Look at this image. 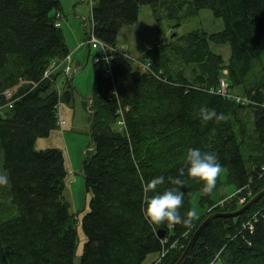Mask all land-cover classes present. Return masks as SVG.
Segmentation results:
<instances>
[{
    "label": "trees",
    "instance_id": "trees-1",
    "mask_svg": "<svg viewBox=\"0 0 264 264\" xmlns=\"http://www.w3.org/2000/svg\"><path fill=\"white\" fill-rule=\"evenodd\" d=\"M142 6H149L158 22L164 13L178 26L210 8L224 30L211 36L195 30L175 44L150 49L141 61L150 62L154 74L136 70L119 52L111 53L109 64L95 61L89 108L93 148L81 167L91 199L81 220L86 241L80 264H145L171 247L176 248L160 264H176L208 217L235 213L264 190V67L261 82L245 88L249 104L219 93L225 71L232 92L245 86L254 61L260 60L264 0H96L94 36L116 48L120 31L138 22ZM61 7L60 0H0V94L24 82L13 109L0 117L2 168L18 211L0 218V264H74L78 251V224L64 197V155L55 148L35 149L39 139L58 129L57 106L73 98L69 90L61 96L56 90L59 72L52 81L43 79L52 61L70 55L56 26ZM212 42L230 44L228 66L212 51ZM178 61L196 66L194 80L174 70ZM108 66L110 76L104 73ZM201 107L214 109L222 119L203 123ZM243 110H250L255 122L256 156L250 166L235 129L238 125L245 134L239 121ZM189 148L217 154L228 171L227 182L237 189L233 196L212 202L220 178L205 193L203 183L187 175ZM180 168L185 170L179 177L181 214L192 210L197 193L200 205H208L206 213L191 230L149 223L143 209L147 197L157 193L146 194L144 185L164 175L159 193L180 187L168 179L177 178ZM184 264H264V196L237 217L212 220Z\"/></svg>",
    "mask_w": 264,
    "mask_h": 264
},
{
    "label": "rangeland",
    "instance_id": "rangeland-1",
    "mask_svg": "<svg viewBox=\"0 0 264 264\" xmlns=\"http://www.w3.org/2000/svg\"><path fill=\"white\" fill-rule=\"evenodd\" d=\"M62 5L61 29L65 37L67 48L72 57L73 78H66L62 73L57 77L56 90L63 95L68 90L73 94L70 102L61 103V119L65 125L54 131L49 138L39 139L36 142L37 151L44 149H59L65 158L68 177L64 197L70 204V213L78 224L79 244L74 264H80L83 246L86 241L81 228V220L89 211L91 195L86 191L85 179L81 167L87 154L92 153L91 143V112L89 110L93 98V84L95 79V58L97 51L89 49L88 38L92 34V9L88 0H60ZM162 20L158 22L149 6H142L138 22L134 26L123 28L118 35L117 51L130 58L136 70L139 69L145 53L156 47H167L178 42V40L193 31H203L208 35H215L224 30L222 19L216 17L210 8L203 9L195 17L181 19L180 25L176 21H169L164 13ZM84 18L88 26L84 27ZM78 42V43H77ZM84 43V44H83ZM262 50L260 60H255L252 71L246 79L244 87L232 90L235 96L243 97L245 88L250 89L258 85L262 80L264 67V36L261 40ZM82 44V45H81ZM212 51L221 56L225 66L229 65L231 58V47L229 43H211ZM173 59V58H172ZM174 62V61H173ZM141 70V69H139ZM175 71H182L190 80L196 78V66L183 62H176ZM226 72V71H225ZM223 79L228 83V78L223 74ZM21 82L14 87V94L23 86ZM13 89V88H12ZM240 125H243L245 134L240 133V126L236 125L242 152L251 165V157L256 156L255 146V122L250 110L240 113ZM227 169H222L219 178L222 182L221 188L212 196V202H220L222 198H230L236 193V187L227 182ZM10 183L8 174L2 168V153L0 151V218H9L18 214L17 208L12 205V197L9 194ZM200 195L197 193L192 198V210H196L199 220L204 216L208 205H200ZM159 255H152L145 264H155Z\"/></svg>",
    "mask_w": 264,
    "mask_h": 264
},
{
    "label": "clouds",
    "instance_id": "clouds-1",
    "mask_svg": "<svg viewBox=\"0 0 264 264\" xmlns=\"http://www.w3.org/2000/svg\"><path fill=\"white\" fill-rule=\"evenodd\" d=\"M199 117L203 123L213 119H222L214 109L201 107ZM185 163L187 165V175L203 183V191L211 193L216 188L217 179L222 173V165L215 152L202 151L200 148H189L186 153ZM185 175L184 168L178 170L177 178L169 177V181L180 187L169 188L159 193L158 187L166 181L164 175L152 178L144 185L145 193H157L148 196L143 209L147 221L151 224L160 225L165 222L172 225H181L187 230H191L197 218V211L191 210L186 214H181L184 194L180 190L183 181L179 178Z\"/></svg>",
    "mask_w": 264,
    "mask_h": 264
},
{
    "label": "built area",
    "instance_id": "built-area-1",
    "mask_svg": "<svg viewBox=\"0 0 264 264\" xmlns=\"http://www.w3.org/2000/svg\"><path fill=\"white\" fill-rule=\"evenodd\" d=\"M87 0H81L82 3H85ZM89 5L91 7V9L93 10V7L96 4V0H88ZM62 15L58 14L57 15V27H61V24L59 22V20L61 21ZM88 26V21L87 19L84 18V27L86 28ZM94 26L92 24V34L91 36L88 38V47L89 49H94L97 51V56L95 58V61H106L108 64L110 62V56L111 53L113 52H118L117 48H112L109 47L107 45H105L101 40L97 39L94 34ZM121 53V52H119ZM72 57L71 54L68 55L65 59H63L62 61H52V63L50 64V66L47 68V70L44 73V80H49L52 81L53 80V76L60 72L62 73V75H64L66 78H73L74 74H73V68H72ZM139 69H141V71H144L146 73L149 74H154L153 69H152V64L150 62H146V63H138ZM106 76H110L111 75V69L108 66L105 69ZM225 75H227V71L224 72ZM14 88L13 89H7L4 92H2L0 94V117L5 116L11 109H13L14 103H15V95L14 94ZM219 93L221 95H223L224 97H228L230 99L235 100L237 103L246 105L249 104V100H247L244 97H240V96H235L229 88L228 83L222 79L220 81V89H219ZM61 104H59L57 106V117H58V126H60L61 128L65 125V122L61 119ZM243 190H240L238 193H241ZM243 203L245 202V199L241 200ZM241 202V203H242ZM252 230V227L250 228ZM173 248L176 247H171V249L164 251L160 257L158 258V260L156 261L155 264H160L164 258H166V256L169 254L170 250H172Z\"/></svg>",
    "mask_w": 264,
    "mask_h": 264
},
{
    "label": "water",
    "instance_id": "water-1",
    "mask_svg": "<svg viewBox=\"0 0 264 264\" xmlns=\"http://www.w3.org/2000/svg\"><path fill=\"white\" fill-rule=\"evenodd\" d=\"M264 196V190L256 196V198H254L253 200H251L247 205H245L242 209H240L239 211L235 212V213H222V214H214L211 215L210 217H208L204 223L199 227V229L197 230V232L195 233L194 237L192 238V240L190 241L188 247L186 248V250L184 251L181 259L178 261V263L176 264H184L190 257L196 243L198 242L203 229H205L207 227V225L214 219L216 218H224V217H237L241 214H243L246 210H248L251 206H253L256 202H258V200H260L262 197ZM158 237L160 239L164 238V232H159L158 233Z\"/></svg>",
    "mask_w": 264,
    "mask_h": 264
},
{
    "label": "crops",
    "instance_id": "crops-1",
    "mask_svg": "<svg viewBox=\"0 0 264 264\" xmlns=\"http://www.w3.org/2000/svg\"><path fill=\"white\" fill-rule=\"evenodd\" d=\"M62 28V27H61ZM78 43V42H77ZM84 44V43H83ZM82 45V44H81Z\"/></svg>",
    "mask_w": 264,
    "mask_h": 264
},
{
    "label": "bare ground",
    "instance_id": "bare-ground-1",
    "mask_svg": "<svg viewBox=\"0 0 264 264\" xmlns=\"http://www.w3.org/2000/svg\"><path fill=\"white\" fill-rule=\"evenodd\" d=\"M24 83V82H23Z\"/></svg>",
    "mask_w": 264,
    "mask_h": 264
}]
</instances>
